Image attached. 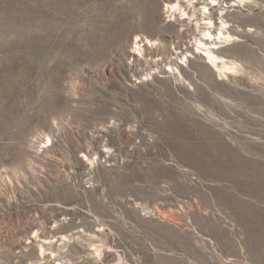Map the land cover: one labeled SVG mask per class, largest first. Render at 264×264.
<instances>
[{
    "label": "rangeland",
    "instance_id": "obj_1",
    "mask_svg": "<svg viewBox=\"0 0 264 264\" xmlns=\"http://www.w3.org/2000/svg\"><path fill=\"white\" fill-rule=\"evenodd\" d=\"M172 3L224 70L165 0H0V264H264V0Z\"/></svg>",
    "mask_w": 264,
    "mask_h": 264
},
{
    "label": "bare ground",
    "instance_id": "obj_2",
    "mask_svg": "<svg viewBox=\"0 0 264 264\" xmlns=\"http://www.w3.org/2000/svg\"><path fill=\"white\" fill-rule=\"evenodd\" d=\"M171 1L173 0H165L163 15L166 17V21L170 20H176L177 23H185L186 21L191 23L194 27V39L187 43V46L184 48V51H192L193 54H199L207 60L212 67L217 68L218 70L222 71L225 69L224 65L218 60V58L213 54V50L216 49V46L218 43H223L228 37L224 35V22L221 19V13L220 18H213L207 15H204L206 13V8L204 10H201L202 13L200 14L199 18H189L187 14L180 8L178 4H171ZM190 2V1H189ZM199 15V14H198ZM197 15V16H198ZM218 22H216V21ZM214 34H213V33ZM199 36V38H196ZM139 45L142 43V45H149V41H138ZM182 53V52H181ZM176 56L178 53L175 54ZM181 55V54H180ZM183 55V54H182ZM184 53L183 56L180 57L181 59H185L186 55ZM178 58V57H176ZM220 65V66H219Z\"/></svg>",
    "mask_w": 264,
    "mask_h": 264
}]
</instances>
